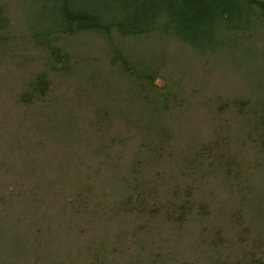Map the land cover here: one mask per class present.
<instances>
[{"label": "trees", "instance_id": "1", "mask_svg": "<svg viewBox=\"0 0 264 264\" xmlns=\"http://www.w3.org/2000/svg\"><path fill=\"white\" fill-rule=\"evenodd\" d=\"M193 1L186 0L185 4L190 19L197 21L199 17H208V13H202L203 10ZM214 1H219L221 7L225 0ZM249 1H256L264 8L261 1ZM136 2L132 0L131 3L135 5ZM139 15L140 6L136 15L132 14V21H138ZM61 17L66 24L64 29L51 28L39 34L50 48L46 66L62 73V81L58 82L59 92L53 88L48 73L42 70L32 80L26 81V89L20 95L17 93L19 96L14 95L19 99L13 95L9 96L14 98H8L9 93L6 98L0 97V181L7 179L9 184L18 173L24 175L23 181L31 189L27 191L30 196L35 194L28 200L29 214L38 215L35 217L36 224H27L23 219L26 213H22L26 207L25 200L21 202L23 205L17 201L15 211L9 217L13 236H19L34 251L37 248L35 243H39L41 238L43 243L44 232L47 233L44 230L41 233L39 227L49 229L48 221L55 219L54 231H59L66 244H74L72 249L75 252L70 253L79 261L73 264H143L149 257L146 248L152 246L148 243L151 247H146L145 241H137V238L146 230L147 235L152 233L154 221L166 224V213L174 220V233L178 237L176 252L184 256L191 253V257L197 260L191 261V264H221L225 254L232 251L242 253L241 245L235 244V238L226 235L229 232L226 227H230L228 220L234 218V221L240 222L249 214L264 217V189L257 197L253 210L248 207L250 201L246 202L244 197L232 200L227 190L235 185L247 187L253 184L256 174L264 172V98L259 97L262 93L258 95L254 85L249 86L248 78L236 77V69L246 73L250 64L243 67L241 59L235 57L227 65L213 68L214 72L222 68L220 74L224 78L220 81L227 82L228 78H232L235 83L242 81L243 87H249L243 95L235 96L234 92L231 94L230 90H223L225 83L218 81L217 85H213L206 76H197L196 73L189 82L192 87L190 95L178 94L171 86L162 89L154 85L157 72L161 71L158 64L153 61L140 64L142 58L128 57L123 53L122 44L117 41L121 37L136 38L140 30L130 28L123 21L101 22L96 13L73 11L68 3L62 7ZM183 18L184 15L174 16V26L181 29ZM8 21L4 6L0 5V45L8 39L7 35L1 36V30L6 29ZM166 25L170 26L169 23ZM94 32L105 34L112 42L107 59H113L112 64H119V67L109 76L103 72L96 76L94 83L97 86L89 90L84 84L86 80L90 82L93 71H86L90 67L85 69L84 65L76 66L80 58L72 57L69 45L62 40V36L69 34L81 40V37ZM116 32L118 34L115 35ZM53 37L57 41L61 39L62 44H51ZM157 54L159 58H165L163 50ZM207 67L203 69L205 72ZM226 68H235L236 72L231 75L224 72ZM118 71L119 74H116ZM63 79L74 87L73 92L61 87ZM177 82L180 87L184 84L181 79ZM233 89L239 91L240 88L232 86ZM90 98L100 100L95 109L88 107L87 99ZM120 100L127 107L124 113L118 103ZM36 107L39 108V115H33L32 125L28 126L27 120L30 122ZM83 111L93 112L92 122L97 123L94 132H84L86 136H82L77 144L72 142L73 135L60 139L62 142L57 139L58 147L56 145L47 158L50 161L48 169H52V173L54 171L53 177L49 178L47 172H42V161L39 162V159L43 158L38 156V148L43 144L41 142H44L47 130L51 133L55 131L52 126L57 120L59 122V118L62 122L63 118L69 120L67 116H72L78 121L80 115H86ZM20 115H23L22 118ZM37 133L42 135L41 141L37 139ZM33 135L36 141H33ZM36 143L39 144L35 148ZM36 164L40 165L38 170ZM211 168L220 170L221 175L217 178L221 179V183L217 182V178L210 180ZM187 170L191 172L185 173ZM46 177L50 181L48 185H45ZM219 188L228 195L220 194ZM240 189L242 196L244 190ZM17 191L14 189L12 194H19ZM28 192H24V196ZM232 193L234 197L236 194ZM184 194L188 197L184 198ZM240 200L242 208L237 209ZM35 201L36 204H43V208L36 206ZM56 201L57 205L63 202L69 206L68 209L77 218L72 230L63 229L67 225L62 217L56 212L54 215L50 212L52 207H47ZM212 228L213 237L204 238L201 235L204 229L208 232ZM50 237L53 238L52 235ZM17 243L22 244L13 242ZM45 254L48 255V251ZM149 259L152 261L151 257ZM256 261L261 264L260 258Z\"/></svg>", "mask_w": 264, "mask_h": 264}, {"label": "rangeland", "instance_id": "2", "mask_svg": "<svg viewBox=\"0 0 264 264\" xmlns=\"http://www.w3.org/2000/svg\"><path fill=\"white\" fill-rule=\"evenodd\" d=\"M257 1H261L264 4V0ZM131 2L132 0H0V5L4 6V12L9 18L6 29L4 28L1 30L3 33L1 36L7 35L8 39L3 42L4 45H0V97L2 95L6 98L7 93H9L7 97L10 99L19 96L26 89V81L32 80V78L42 70L48 73V79H51L53 88H55L56 91L60 88L58 82L62 81V73L58 69L51 70V67L46 66L45 61H48L47 58L49 57L50 48H47L44 42L45 40L39 34L42 30L46 29H64L66 24L61 20L62 7L68 3L69 8L73 11L87 10L96 13L101 22L109 23L110 21H123L125 25L130 28L140 30L138 33H141L136 38L124 39L121 37L117 42L122 44L121 48L125 51L123 53L127 54L128 57L142 58L143 60H139L140 64L153 61L155 64L159 65L161 71L157 72L154 79V85L157 87L169 89L171 86L178 94L190 95L189 92H191L190 90L192 87L189 82L192 81L196 73L197 76L199 74L203 75V77L206 76L211 80V84L213 85H217L218 81L219 83H225L226 87H224L223 90L228 89L230 93L234 92L235 96L243 95V93L248 92L249 87L244 86V88L243 85H241L242 81L235 83L236 80L232 78H228L227 82L220 81L221 78H224L223 75L220 74L223 72V70H221L222 68L215 72L213 69L214 67L217 69V66L220 64L227 65L228 61L231 62L233 59H236L235 57H238L241 59V62L244 63V65L241 66L244 67L249 63L250 69L246 73H240L239 69H236V72L234 70L235 68L233 70L226 68L227 70H224V72L233 75L235 71L238 73L236 75L238 79L248 78L249 86L254 85V90H258V95L262 93L259 97L264 98V89H262L264 88V8L258 5L256 1L253 3L249 0H225L223 2L224 5L220 7L219 1L195 0L193 1L194 5L201 8L203 10H201L202 13H208V17H199L201 20L199 19L197 21L195 19L191 20L189 13L186 14V9H188L186 0H137L135 5ZM125 6L128 7L126 8ZM139 6L140 15L138 21L133 22L131 19L132 14L136 15ZM182 15H184L185 18L182 19L181 25L183 27L181 30L177 28V26H174L173 20L174 16L178 17ZM129 23H131L133 27H131ZM166 23H169L170 26L168 27ZM36 33L38 35H36ZM116 34H118V32H116L115 35ZM2 38L3 37H1V39ZM80 39L81 40H77V36L74 37L69 34H64L62 36V40L69 45L68 48L72 57L80 58H78L80 62L79 64L77 63L76 66L80 67L84 65L85 69L90 67V69L86 71H93L90 82L86 80L84 84L85 88L92 90L97 86L94 83L96 81V76L98 77L102 72L105 76L111 75L112 71L116 72L118 70L119 64H112L114 60L112 59V61L111 58L107 59V55L111 54H107V51L112 45V42L105 34L94 32L92 35L84 36ZM62 40L59 39L57 41L55 37H53L50 43L61 45ZM73 46L74 49L72 50ZM159 50L160 52L161 50L165 52V58L158 57L157 53ZM206 66H208V70H206L207 73L203 70ZM116 74H119V71ZM246 74L247 76H245ZM180 79L181 82L183 81L184 83L182 87L177 84L179 83L177 81ZM65 80L63 79L61 87L73 92L75 90L74 87L67 84ZM232 86L233 88H235V86L239 87L240 92L237 89L232 90ZM61 91L62 90H60V92ZM64 92L66 93V91ZM17 93H19V95ZM217 98L219 100L220 96ZM15 99L19 98L15 97ZM99 101L100 100L96 98L87 99L88 107H93L95 109ZM222 101H225V98H222ZM104 102H108V100ZM119 102L120 108L124 113L127 111L126 104H123L122 100L118 101V103ZM225 102H227V100ZM110 104L113 103L110 102ZM24 108L28 111L27 107ZM38 111L39 108L36 107L33 109L32 113L30 112L32 115L30 119L31 124L26 119L28 126L32 125V120L35 116L39 115ZM82 113L86 115H80L78 121L72 116H67L69 120L63 118L62 122H60L61 118H59L60 123L57 120L52 126V129H55V131L51 133L47 130L48 134H45L44 142H41L43 144L38 148V156L43 158V160L36 156L39 162L42 161V166L39 164L35 166L37 170L40 166L42 172H47L49 178L53 177L54 171L52 173V169H48L50 161L49 159L47 160V158L49 153L56 148L58 144L57 139L65 140L73 135V138H70L72 142L74 141L77 144L82 136L94 132V127L97 126V123L92 122L93 112L83 111ZM67 114L68 113H65V115ZM21 116L23 115H20V117ZM84 132L86 133L84 134ZM37 136V139L41 141L42 135L37 133ZM32 137H35L33 141H36V136L33 135ZM61 140L60 142H62ZM39 143L34 145L35 148L38 147L37 145ZM40 148L44 150L42 151ZM190 172L191 170H187L185 173ZM209 173L210 180L216 179L218 175H221L220 170L214 168H211ZM36 174L39 175L38 172ZM23 176L24 175L18 173L17 176L15 175L13 180H11L12 183L9 184H7V182H10V180L7 181V179H3L2 182L0 181L2 185V188H0V264L77 263L79 258L70 253L73 252L74 244L71 243V246L70 244H66V241L63 239L64 237L59 235V231L57 229L54 231L55 226L53 223L55 219L48 221V226H50L49 229L45 230L44 227H39L41 233L42 230L47 231V233L43 231L45 234L42 241L43 243H41L42 238L39 243L36 242L37 248H34V251L32 249L30 250V245L24 244L19 236H13L11 232L12 224L9 217L14 213V207L17 201L21 203L25 200L24 205L26 207L24 206L25 208L22 210V213H26V218L24 217L23 219L27 224H36L35 220L38 217V215L31 216L29 214L28 200H31L35 194L30 196L27 190L31 189L28 184L23 181L25 180V176ZM49 178L46 177L45 185L50 183V181H48ZM175 179L176 177H174V181ZM217 179V182L221 183V179ZM240 188L244 190L242 196L240 195L243 191H240ZM14 189H16V191L18 190L17 193L19 194H12ZM262 189H264V172L256 174L253 177V184L247 187H244V185L243 187L242 185L241 187H236L235 185L232 189L227 188L232 200H239L244 197L246 202L250 201L248 207H252L251 210L254 209V205L258 199L257 197L263 192L261 191ZM219 190L220 194L228 195V193L221 191L223 189L219 188ZM233 191L235 192L234 194H236L234 197ZM24 192H28V194L24 196ZM185 196L188 197L187 194H184V198ZM203 200L204 199H202L201 202H203ZM240 202L241 200L237 205V209L242 208L240 207ZM60 203L61 204L57 205L56 201L54 204L47 207H52L50 208V212L54 215L55 212L56 214L59 213V217H62L63 223L67 225V227L65 226L66 228L63 229L66 231L72 230L73 222H76L77 218L70 212L68 209L69 206L63 202ZM21 204L23 205V203ZM37 204L35 201V205L40 207V209L44 206L41 203ZM17 206H19V204ZM64 208L66 209L64 210ZM30 209H32V206ZM35 211H39V209H35ZM164 215L165 221H163L166 224L154 221V223L152 222V229L154 228V230H152L153 232L147 235L146 230L141 233V237L137 238V241H145L146 247H153L150 249L146 248L149 257L145 258L143 264H191V261H197L196 257H191V253L185 254L184 256V254L181 255L178 251L176 252V247L178 246L176 240L178 237L176 233H174V220L171 218L172 216L169 217L166 213ZM237 218L238 217H236V219ZM242 218L245 220L242 219L243 221L240 222H238V220L234 221V218L228 220V222H230V227H226L229 229L226 235L235 238V244L241 245L242 253H232V251L228 255L225 254L223 262L224 264H260L256 261V259L260 258L261 264H264V217L249 214V216L245 215ZM39 228H36V230L39 231ZM159 229L162 230L159 231ZM207 229H204V233L201 235H204V238L213 237L214 228L206 232ZM51 235L53 238L50 237ZM193 235L194 233L190 234V237ZM15 241L22 242V244H13ZM238 241L241 242L239 243ZM148 243H150L151 246H148ZM43 246L47 248L48 255L45 254L47 251ZM226 252L228 251L226 250ZM33 253L35 254L32 255ZM197 256L201 259L205 258L204 256ZM150 257L152 261L149 259ZM223 262L221 264H223Z\"/></svg>", "mask_w": 264, "mask_h": 264}]
</instances>
